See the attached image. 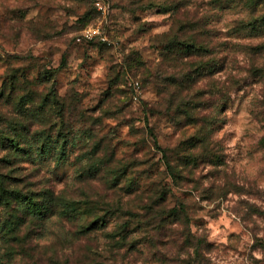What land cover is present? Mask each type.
I'll return each instance as SVG.
<instances>
[{
  "label": "rangeland",
  "instance_id": "rangeland-1",
  "mask_svg": "<svg viewBox=\"0 0 264 264\" xmlns=\"http://www.w3.org/2000/svg\"><path fill=\"white\" fill-rule=\"evenodd\" d=\"M94 1L47 0L38 5L33 0H0V33L10 31L15 22L21 28L11 46H19L23 36L36 46L27 56L14 51L0 55V89L7 85L0 100L10 104L18 81H28L33 72L34 79L25 87L50 86L44 100L53 97L52 83L58 90L68 85L92 87L82 77H95L98 85L93 103L80 116L84 136L94 143L90 148L84 145L88 151L77 157V162H95L85 167L74 163L76 171L69 174L54 170L49 183L55 182L59 196H48L54 193L50 188L35 190L40 181L34 177L46 157L33 162L0 143V174L9 189L23 194L21 199H3L0 189V225L7 221L8 228L18 230L9 240L0 236V264H107L121 250L122 259L132 257V264H264V209L252 203L264 204V190L229 187L226 179L217 191L226 167L237 178L254 177L256 184L264 179V84L257 71L264 62V25L250 20L264 16V3L252 12L240 0H129L121 9L128 16L117 35L131 33L128 44L142 47L127 51L122 63L128 74L135 69L142 77V90L157 81L151 94L167 96L165 106L159 107V101L136 98L125 73L107 75L115 66L104 58L114 46L84 32L100 26L111 39L114 24L106 23L105 17L118 22L113 12L117 5L109 3L103 14ZM193 43L201 49H192ZM175 46L181 53L173 50ZM93 50L97 58L89 55ZM51 56H58L53 67L48 66ZM73 56L83 70L79 76L68 66ZM161 65L173 73L161 78ZM38 94L28 91L25 96ZM57 106L63 119L66 106ZM161 126L171 132H158ZM230 126L232 131L225 132ZM59 130L70 136L64 123L56 134ZM15 131L13 124L2 132ZM220 133L223 136L213 141ZM24 194L51 207L43 215L30 213L23 208ZM233 199L236 203L229 204ZM216 200L220 203L206 207L205 202ZM75 201L81 203L78 217L63 216L64 204ZM238 206L248 208L239 223L234 219ZM110 226L113 231H106Z\"/></svg>",
  "mask_w": 264,
  "mask_h": 264
},
{
  "label": "clouds",
  "instance_id": "clouds-1",
  "mask_svg": "<svg viewBox=\"0 0 264 264\" xmlns=\"http://www.w3.org/2000/svg\"><path fill=\"white\" fill-rule=\"evenodd\" d=\"M47 0H33V3L38 5H43L46 3ZM110 4L117 5L113 9V12L115 16L118 18L117 21H108L107 17H105V22L108 24H114L113 32L111 34V39H109L108 36H102L100 37L102 40H107L110 44H112L114 47L112 48V51L105 56V63L108 65H114V71L107 73V75L111 76L115 74V71H121L125 73V81L126 84L134 89V96L136 98H143L150 100L153 104H157L159 101L158 106L164 107V101L166 100L167 96L164 97H157L153 93V84L157 83V81L153 80L152 83L145 85L142 90V77L136 76L135 69H132V74L129 73V68L127 65H124L122 63L123 56L127 54V51H131L133 48H140L142 47V44H128L127 37L131 35V33H124L122 35H117V30L120 28V26L125 24V20L128 16V12L121 11L122 8L129 6V0H109ZM5 7H15V5H5ZM98 7L102 8L105 13H107L109 4L102 2L98 5ZM191 7V6H190ZM33 16H35V12L32 13ZM61 15V14H58ZM66 18V17H65ZM53 19H56V17H53ZM21 28L19 25H15V22H13V25L11 26V30H5L4 32L0 33V44L3 45L2 48H0V55H4L5 52H16L19 53L22 56L29 55V49L35 50L36 46L33 44H29L27 42V37L23 36L20 38L19 46H11L16 43L15 41V33ZM87 35V34H86ZM65 39H68L65 37ZM7 41V42H6ZM55 52L56 49H53ZM60 51H63V49H60ZM89 55L93 58H97L96 51H91ZM149 54H145V59H149ZM51 63L48 64L49 67H53L58 63V56H51L48 58ZM74 72L75 75L79 76L83 70L79 68V61L75 59L73 56L68 65ZM152 71L156 70V64L152 63L150 65ZM173 69L168 68L167 65H161L160 68V74L161 78L165 75H170L173 73ZM36 73L33 72L29 78L28 81H32L35 77ZM82 79H89L90 84L92 87H80L79 85H68L63 90H58L55 94L53 99H49L47 102L44 101L43 97L47 94V92L50 90V86L45 85L41 88H35L34 85H31L29 87H25L26 84H28V81H25L23 79L18 81L17 84V92L15 94V98L10 104H5L3 100H0V120L3 122H0V131H3L7 129L8 125L10 124H17V123H23L28 125L29 133L34 135L38 132H43L46 129H50L52 125H60L61 123H64L68 126L70 129V136H69V143L68 148L70 151L66 154L67 159L60 162L55 158V153L49 158H47V163L43 165H38V167L41 168L40 173L34 177L35 180L40 181V183L36 187V191L39 192L42 189L50 188L53 189L54 194L56 196L60 195V192L56 189L55 182L49 183V180L51 179V174L55 170L57 172H64L65 174L74 173L76 171L75 168L71 167L74 163H78L79 167H85L90 162H95L93 158H86L81 159L77 162V157H80L82 153H85L88 151V148L92 146L94 143V140H90L84 136V129L85 125L82 124L80 121V116L84 113V110L93 103V97L96 96V87L97 85V79L95 77H82ZM0 84H2V80H0ZM28 91H35L39 93L34 99L32 100H25L23 103V109L25 110L26 115L21 116L17 111V105L20 103V97L25 96ZM91 93L87 97V99H84V94ZM145 92L150 93V95H145ZM64 105L66 106V113L64 118L59 115V108L57 105ZM43 105V107H41ZM96 115H100V113H96ZM122 119V117H121ZM153 124L156 123V121H151ZM254 130V129H253ZM125 133L127 132V129L123 130ZM158 132L168 133L171 132V128L161 126L157 129ZM225 132L232 131V127L226 128L224 130ZM98 134L102 135V133ZM53 137L55 136V131L52 133ZM145 135L147 133L145 132ZM223 136V133L218 134L217 136H214L212 139L213 141L219 140ZM163 142V139H162ZM234 143V141H233ZM243 144L247 145L248 141H243ZM254 143V141H253ZM84 145H88V148L83 147ZM73 146H75V150L72 151ZM172 147H174V143L171 144ZM228 151H233L234 149L228 148ZM198 151V150H197ZM4 153L0 152V156H3ZM58 163L60 164V168H57ZM27 169L29 172L33 171V168L31 166H27ZM224 173L226 174L224 177H222L219 181H217V184L220 186L218 187L217 191H220L221 187L225 184V181L227 179L228 186L232 187L234 184L243 185L244 188L248 187H259L260 189L264 190V179H260L259 183H253V180L256 179L254 177H245L244 174H241L239 178H237L235 175H233V169L230 167H226L224 170ZM23 174V173H21ZM187 175V173H185ZM198 176L199 173H196ZM208 181L204 182V186L207 187ZM190 187V186H189ZM183 189H179L178 191H182ZM241 199H249L251 200V197H240ZM194 199L196 201H199V195L196 194ZM215 203H220L219 200L214 201L212 204H208L205 202L206 207L211 208L214 206ZM236 200H230L229 204H235ZM252 203L257 204L261 207V209H264V204H262L259 200H253ZM248 211L247 207L244 206H238L237 207V215H234V219L239 223V219L241 216H243ZM231 212V209H230ZM175 227H179V225H176ZM106 231L112 232L113 227L110 226ZM195 231V229H193ZM199 234V233H198ZM261 235H264V233H261ZM119 239V238H117ZM244 240H247L250 244L251 241L248 240V237L245 236ZM115 241H113L114 243ZM230 243L235 244L237 247L243 248L245 247L243 242H238L237 240H232ZM167 251V250H165ZM106 255H109V253H105ZM173 253H169V255H172ZM63 259V257H61ZM107 264H132V257H129L127 261L122 259V250L118 251L114 258H111L107 261Z\"/></svg>",
  "mask_w": 264,
  "mask_h": 264
},
{
  "label": "trees",
  "instance_id": "trees-1",
  "mask_svg": "<svg viewBox=\"0 0 264 264\" xmlns=\"http://www.w3.org/2000/svg\"><path fill=\"white\" fill-rule=\"evenodd\" d=\"M235 1V0H232ZM243 3L244 7H248L251 8L254 12L255 9L257 8L259 3H264V0H240ZM94 6H95V1H94ZM250 20H254V21H261V25H264V16H258V17H253ZM173 44V41L171 42V45ZM174 45V44H173ZM201 45V44H200ZM203 46V45H202ZM201 49L197 48V45L193 43L192 49ZM173 50L175 51H179V53H181L180 51H182L181 49L177 48L176 46L173 47ZM174 51V54H176V52ZM191 50H189L190 52ZM263 63V64H262ZM262 65H260V68H257V71L259 72L260 76H261V81L264 84V62H261ZM50 79V77H49ZM53 84V88L54 92L52 94V99L54 98L55 94L57 93L58 89L56 87V85L54 83ZM12 88L15 86L16 89V85L11 84ZM7 87V85H5L3 87V89H0L1 93H4V89ZM56 90V91H55ZM163 93H165L163 91ZM35 97H33L32 95H27L24 98L20 99V103L17 105V109H19V113H21L23 116L26 115L25 110L23 109V103L25 100H32ZM49 100V97L47 96L45 98V102H47ZM41 107H43V105H41ZM62 108V106H61ZM59 115L62 116V111L60 110L59 107ZM11 128L13 127V124L9 125ZM59 125H52L50 129L54 130H50L47 131H43V132H38L34 135L29 133V129H28V125L23 124V123H17L16 124V131L15 132H11L4 134L2 131H0V143L4 144V145H8L11 146L12 148H14L13 151H16V153L18 155H23L24 157H27L29 159H31L33 162H36L38 159L41 158V160L43 159V157L49 158L53 155V153H55V158L62 162L64 160L67 159V153L70 151V149L68 148V143H69V135H65L62 130H59L56 134V129L58 128ZM53 131H55V136L53 137L52 133ZM7 141V142H6ZM7 143V144H6ZM7 148V147H6ZM18 157V156H17ZM58 165H60L58 163ZM6 182L3 178V176L0 174V189H1V196L3 197V199H9V198H17V199H21L22 197V193L18 190H12L9 189L6 186ZM160 197H161V193ZM25 195V194H24ZM54 193H52V195L50 193H48V196H52L53 197ZM9 197V198H7ZM26 199L24 198V200L26 201V205H24L23 208L25 209H29L30 213H34V214H38V215H43L44 213H46L49 210V207H51V204L47 205L44 204L43 202H40V200L37 199V197L27 194L25 195ZM45 198V197H44ZM48 199V197L46 198ZM52 199L49 198V202ZM51 203V202H50ZM81 203L78 201L75 202H67L64 204L63 207V216L65 217H69V218H76L78 217V214L80 212H78V210L81 209ZM174 212V210L172 211ZM168 216V214H166ZM34 218H37L36 216H34ZM33 218V219H34ZM7 222V221H5ZM3 222L1 223L2 225H0V236L3 239L5 237V239L9 240L11 239L14 235H16V233L18 232V230H16L15 228H8L7 224ZM162 222H164V219H162ZM91 225V224H90ZM87 228V227H86Z\"/></svg>",
  "mask_w": 264,
  "mask_h": 264
},
{
  "label": "built area",
  "instance_id": "built-area-1",
  "mask_svg": "<svg viewBox=\"0 0 264 264\" xmlns=\"http://www.w3.org/2000/svg\"><path fill=\"white\" fill-rule=\"evenodd\" d=\"M102 2V0H95V6L96 8L102 12L103 14H106L105 11L98 7V5ZM103 3H108L109 4V1L108 0H103ZM109 10V8H108ZM108 12V11H107ZM85 36L88 37V38H99L100 40H102L100 37L102 36H107L100 28V26H93V27H90L88 29H85V32H84ZM87 34V35H86ZM102 41H107V40H102Z\"/></svg>",
  "mask_w": 264,
  "mask_h": 264
}]
</instances>
